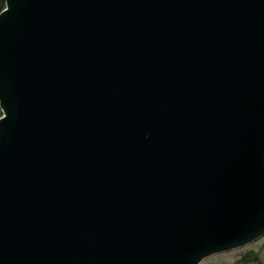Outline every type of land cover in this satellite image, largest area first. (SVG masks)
<instances>
[{"label": "water", "instance_id": "95a60500", "mask_svg": "<svg viewBox=\"0 0 264 264\" xmlns=\"http://www.w3.org/2000/svg\"><path fill=\"white\" fill-rule=\"evenodd\" d=\"M264 235V0H4L0 264H198Z\"/></svg>", "mask_w": 264, "mask_h": 264}, {"label": "rangeland", "instance_id": "374dc122", "mask_svg": "<svg viewBox=\"0 0 264 264\" xmlns=\"http://www.w3.org/2000/svg\"><path fill=\"white\" fill-rule=\"evenodd\" d=\"M198 264H264V235L242 247L208 256Z\"/></svg>", "mask_w": 264, "mask_h": 264}, {"label": "trees", "instance_id": "16d2710c", "mask_svg": "<svg viewBox=\"0 0 264 264\" xmlns=\"http://www.w3.org/2000/svg\"><path fill=\"white\" fill-rule=\"evenodd\" d=\"M4 7V0H0V11L3 9ZM252 260V257L250 258Z\"/></svg>", "mask_w": 264, "mask_h": 264}]
</instances>
